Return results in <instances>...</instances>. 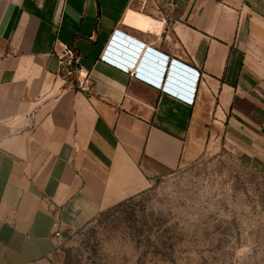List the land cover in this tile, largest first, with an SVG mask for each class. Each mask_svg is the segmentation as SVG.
<instances>
[{
	"label": "crops",
	"instance_id": "obj_1",
	"mask_svg": "<svg viewBox=\"0 0 264 264\" xmlns=\"http://www.w3.org/2000/svg\"><path fill=\"white\" fill-rule=\"evenodd\" d=\"M122 35L149 73L162 55L199 71L193 103L118 66ZM223 148L264 174V0H0V264H59V227Z\"/></svg>",
	"mask_w": 264,
	"mask_h": 264
},
{
	"label": "rangeland",
	"instance_id": "obj_2",
	"mask_svg": "<svg viewBox=\"0 0 264 264\" xmlns=\"http://www.w3.org/2000/svg\"><path fill=\"white\" fill-rule=\"evenodd\" d=\"M59 264H264V174L207 153L72 229Z\"/></svg>",
	"mask_w": 264,
	"mask_h": 264
},
{
	"label": "built area",
	"instance_id": "obj_3",
	"mask_svg": "<svg viewBox=\"0 0 264 264\" xmlns=\"http://www.w3.org/2000/svg\"><path fill=\"white\" fill-rule=\"evenodd\" d=\"M118 39H121V37H118ZM141 46H142L141 44H138L137 46L133 45V47H135L136 50L132 51V49L127 48L126 45L125 47L126 49H128L129 53L137 54V56H131L125 54L128 53L125 52L124 55L131 58V60L116 56L114 60L115 63L131 76L144 79L145 81L153 83L155 86H158L162 90L172 93L173 95L179 97L180 99L193 103L195 98L197 83L200 77L199 71L187 65L183 66L182 68L179 66L180 62H178L176 59L170 60L169 57H166V55L165 56L162 55V58L159 60L160 61L159 67L161 69L155 70L154 74L151 72L149 73L146 70H144L140 64L139 65L136 64L138 57L140 56L139 51L142 48ZM148 49L150 50V48ZM56 54L58 61L62 66V68L64 69L66 75L70 78H73L76 81L78 90L83 93H90L92 91L91 72L83 67L81 63L82 55L76 49L72 48L69 45H63L62 48L59 51H57ZM167 69H169V73H174L176 69L179 70L181 73H183L182 76L179 75L181 78L180 80L175 79V82H178V84H174L170 80L171 78L170 75L167 77V79H165V73ZM54 236L57 239L58 244H60L66 238L64 236V232L61 227H59L55 231Z\"/></svg>",
	"mask_w": 264,
	"mask_h": 264
},
{
	"label": "water",
	"instance_id": "obj_4",
	"mask_svg": "<svg viewBox=\"0 0 264 264\" xmlns=\"http://www.w3.org/2000/svg\"><path fill=\"white\" fill-rule=\"evenodd\" d=\"M122 38H124L125 40H123V39H118V38H115V41L113 42V44L115 45V46H117L118 47V49H119V53H121V54H123V53H125V52H129L128 51V49H126V47H125V45H126V43H125V41L126 40H129L127 37H125V36H121ZM123 40V41H122ZM117 41H119L120 43H117ZM128 45V44H127ZM153 52V54H156V52H154V51H152ZM132 55L133 56H137V54H134V53H132ZM151 56V54H147V57H150ZM144 60L147 62V63H149V60L148 59H146V58H144ZM178 78V80H180L181 78H180V76L178 75L177 76ZM64 236L67 238L68 236H69V231H66L65 233H64Z\"/></svg>",
	"mask_w": 264,
	"mask_h": 264
},
{
	"label": "trees",
	"instance_id": "obj_5",
	"mask_svg": "<svg viewBox=\"0 0 264 264\" xmlns=\"http://www.w3.org/2000/svg\"><path fill=\"white\" fill-rule=\"evenodd\" d=\"M155 52V51H154ZM158 54V53H157ZM159 55V54H158ZM180 65V67H182L183 68V66H185V64H182V63H179ZM182 65V66H181ZM129 200H131V199H129ZM128 201V200H127ZM126 201H124V202H122V203H120V204H118V205H116L115 207H113V208H116V207H118V206H120V205H122V204H124ZM112 209V208H111Z\"/></svg>",
	"mask_w": 264,
	"mask_h": 264
}]
</instances>
